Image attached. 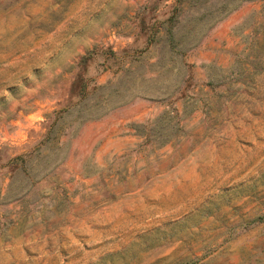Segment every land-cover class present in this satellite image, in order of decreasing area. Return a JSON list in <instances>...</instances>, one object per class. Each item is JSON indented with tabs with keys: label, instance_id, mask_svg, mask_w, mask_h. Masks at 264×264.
I'll list each match as a JSON object with an SVG mask.
<instances>
[{
	"label": "rangeland",
	"instance_id": "1",
	"mask_svg": "<svg viewBox=\"0 0 264 264\" xmlns=\"http://www.w3.org/2000/svg\"><path fill=\"white\" fill-rule=\"evenodd\" d=\"M0 264H264V0H0Z\"/></svg>",
	"mask_w": 264,
	"mask_h": 264
}]
</instances>
